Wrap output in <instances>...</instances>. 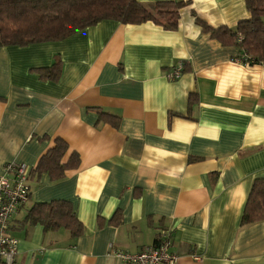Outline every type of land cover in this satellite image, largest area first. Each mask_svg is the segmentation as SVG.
<instances>
[{"label":"crops","instance_id":"crops-1","mask_svg":"<svg viewBox=\"0 0 264 264\" xmlns=\"http://www.w3.org/2000/svg\"><path fill=\"white\" fill-rule=\"evenodd\" d=\"M249 16L244 0H189L174 30L105 19L60 41L0 46V174L9 162L34 169L56 138L62 163L79 157L60 178L30 172L9 220L15 264H130L115 252L150 247L164 229L174 264H264V221L240 224L264 179V64L237 61L243 51L195 22ZM54 62L57 79L36 71ZM52 200L70 203L80 235L26 219Z\"/></svg>","mask_w":264,"mask_h":264},{"label":"trees","instance_id":"trees-1","mask_svg":"<svg viewBox=\"0 0 264 264\" xmlns=\"http://www.w3.org/2000/svg\"><path fill=\"white\" fill-rule=\"evenodd\" d=\"M249 18L239 21L235 27H211L196 18L203 32L224 45H235L243 51V62L264 64V0H244ZM189 4V0H157L148 5L138 0H0V46H28L35 43L60 41L98 22L111 19L123 24H140L151 21L166 30L177 28L179 10ZM43 77L58 78L59 64L37 68ZM196 96H189V104ZM117 124L118 117L99 112L98 120ZM113 119H116L113 122ZM115 126V125H114ZM67 144L56 138L49 149L30 172L48 173L52 178L63 176L65 169L75 168L78 154H70L68 161L61 162ZM29 172V175H30ZM30 223H39L45 231L60 227L67 229L75 237L82 232V224L77 219L70 203L66 200L35 203L28 211ZM264 221V179L257 178L252 183L240 224ZM156 242V239L154 243ZM153 243V244H154Z\"/></svg>","mask_w":264,"mask_h":264},{"label":"built area","instance_id":"built-area-1","mask_svg":"<svg viewBox=\"0 0 264 264\" xmlns=\"http://www.w3.org/2000/svg\"><path fill=\"white\" fill-rule=\"evenodd\" d=\"M236 60L247 64L242 58ZM182 65V62H178L166 77L170 80L178 78ZM29 172L30 168L25 163L9 162L0 174V264H15L17 239L8 233L9 220L28 200ZM170 246L171 231L164 229L152 246L136 253L115 252V255L130 264H174L175 256Z\"/></svg>","mask_w":264,"mask_h":264}]
</instances>
